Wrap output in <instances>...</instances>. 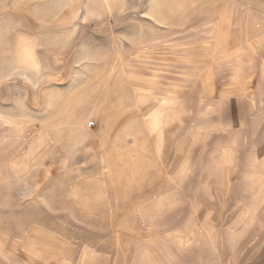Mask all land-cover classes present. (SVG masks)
Listing matches in <instances>:
<instances>
[{"label": "rangeland", "instance_id": "rangeland-1", "mask_svg": "<svg viewBox=\"0 0 264 264\" xmlns=\"http://www.w3.org/2000/svg\"><path fill=\"white\" fill-rule=\"evenodd\" d=\"M0 264H264V0H0Z\"/></svg>", "mask_w": 264, "mask_h": 264}]
</instances>
